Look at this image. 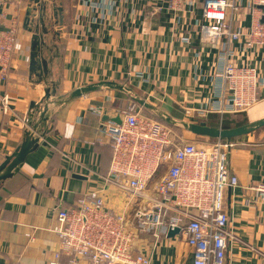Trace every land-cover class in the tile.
Returning <instances> with one entry per match:
<instances>
[{"label": "crops", "instance_id": "0c3cea01", "mask_svg": "<svg viewBox=\"0 0 264 264\" xmlns=\"http://www.w3.org/2000/svg\"><path fill=\"white\" fill-rule=\"evenodd\" d=\"M98 2L106 7H90ZM32 5L31 0H0L1 28L15 21L19 25L10 75L0 83V92L11 96L14 108L28 116L30 125L12 126L14 117H6L0 130V164L39 118L42 104L36 108L31 104L40 103L45 95L44 82L30 74L32 32L25 18ZM50 6L48 42L60 53L52 66L54 80L60 82L58 95L66 97L99 81H117L175 119L220 126L223 117L218 113L202 112L213 100L221 99L222 80L217 76L219 47L200 38L201 5L176 11L169 7V0H50ZM53 6L62 10L54 15ZM239 16L234 26L250 24L249 13ZM184 37L190 43H184ZM231 46L238 53L237 64L251 63L264 75V48ZM258 95V102L244 112L247 124L264 118V88ZM131 103L124 91L105 88L60 105L50 104L38 128V148L0 182V264H48L53 260L58 250L53 231L58 209L73 205L81 193L106 185L111 149L98 140L105 139L101 121L114 119ZM95 108H105V115L100 117ZM187 109L192 111L190 116ZM230 139L236 143L229 160L239 185L228 189L225 197L234 234L227 264H264V201H251L255 193L248 188L264 177V126ZM108 195L111 203L119 200L115 192ZM135 249L149 255L151 264H193L194 260L193 249L180 233L158 240L150 234L140 235ZM68 259L63 256L61 263L67 264ZM80 264L90 261L81 259Z\"/></svg>", "mask_w": 264, "mask_h": 264}, {"label": "built area", "instance_id": "2783aa9c", "mask_svg": "<svg viewBox=\"0 0 264 264\" xmlns=\"http://www.w3.org/2000/svg\"><path fill=\"white\" fill-rule=\"evenodd\" d=\"M93 3V1H91ZM87 3V0H86ZM201 5L198 20L200 38L219 47L217 76L222 80L221 99L209 109L226 114L247 112L259 100L264 75L251 63H236L238 43L249 50L264 48V0H169V7L181 11ZM104 9L105 3H95ZM241 13H249L250 24L234 26ZM18 22L0 26V83L10 75L12 55L18 41ZM184 43H190L188 37ZM105 108L93 111L104 116ZM186 110L188 116L191 115ZM121 122L101 121V144L111 149L106 185L81 193L73 205L61 206L53 228L58 250L48 264H151V257L135 249L140 235L158 240L179 228L193 249V264H227V252L234 238L225 206L228 189L239 185L230 164L236 143L228 138L197 141L140 105L131 103L119 110ZM12 126L22 122L30 127L27 115H20L11 96L0 92V130L6 117ZM50 129V128H49ZM41 135V134H40ZM264 201V177L248 187ZM119 196L109 201L108 193Z\"/></svg>", "mask_w": 264, "mask_h": 264}, {"label": "water", "instance_id": "95a60500", "mask_svg": "<svg viewBox=\"0 0 264 264\" xmlns=\"http://www.w3.org/2000/svg\"><path fill=\"white\" fill-rule=\"evenodd\" d=\"M35 5L29 6L25 18V26L32 32V49L30 56V74L36 75L39 82H44V97L40 103L33 102L31 108H36L42 104L39 109V118L26 131L25 137L19 147L0 164V182L11 177L14 170L24 163L27 156L38 148L41 135L38 128L44 120L50 104L60 105L74 98L99 91L105 88H112L124 91L134 102L148 110L156 111L160 119L177 126H181L185 131L191 134L206 136L211 138H234L264 126V118L254 123L246 124L234 128H221L209 126L206 122L189 123L183 120L175 119L167 114L159 112L155 106L150 104L145 98L133 91L129 86L117 81H99L83 87L77 88L66 97L58 95L59 81L54 80L52 66L54 59L59 57V49L56 45L49 43V34L51 33L52 22H48L50 0H31ZM54 15L62 10L61 7L52 8ZM108 117H105V119ZM113 121L120 123L121 118L118 115ZM180 229L170 231L168 236L179 233Z\"/></svg>", "mask_w": 264, "mask_h": 264}, {"label": "trees", "instance_id": "16d2710c", "mask_svg": "<svg viewBox=\"0 0 264 264\" xmlns=\"http://www.w3.org/2000/svg\"><path fill=\"white\" fill-rule=\"evenodd\" d=\"M132 103L134 105H138L136 102L132 100ZM148 111V110H147ZM247 124V115L242 113H232V114H226L223 116V119L221 121V124L219 127L221 128H234V127H240ZM177 130L181 131L177 126H175ZM195 135V134H194ZM204 136L197 135V138H203ZM209 140H215L216 138L208 137Z\"/></svg>", "mask_w": 264, "mask_h": 264}, {"label": "rangeland", "instance_id": "374dc122", "mask_svg": "<svg viewBox=\"0 0 264 264\" xmlns=\"http://www.w3.org/2000/svg\"><path fill=\"white\" fill-rule=\"evenodd\" d=\"M177 128H179L181 130L180 132L184 133L190 139H196L197 141H204V142L206 141L205 138H197V135L193 134V136H192L191 134H186L184 132L185 130L181 126H177ZM209 141H211V140H209Z\"/></svg>", "mask_w": 264, "mask_h": 264}, {"label": "bare ground", "instance_id": "6f19581e", "mask_svg": "<svg viewBox=\"0 0 264 264\" xmlns=\"http://www.w3.org/2000/svg\"><path fill=\"white\" fill-rule=\"evenodd\" d=\"M180 128V127H179Z\"/></svg>", "mask_w": 264, "mask_h": 264}]
</instances>
